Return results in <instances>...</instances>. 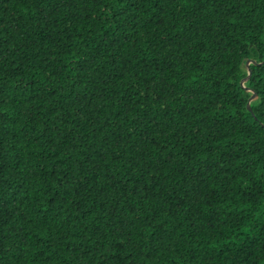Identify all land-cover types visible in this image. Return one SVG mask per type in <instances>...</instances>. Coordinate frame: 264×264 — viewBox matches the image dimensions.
<instances>
[{
  "label": "trees",
  "instance_id": "obj_1",
  "mask_svg": "<svg viewBox=\"0 0 264 264\" xmlns=\"http://www.w3.org/2000/svg\"><path fill=\"white\" fill-rule=\"evenodd\" d=\"M0 264H264V0H0Z\"/></svg>",
  "mask_w": 264,
  "mask_h": 264
},
{
  "label": "water",
  "instance_id": "obj_2",
  "mask_svg": "<svg viewBox=\"0 0 264 264\" xmlns=\"http://www.w3.org/2000/svg\"><path fill=\"white\" fill-rule=\"evenodd\" d=\"M251 63H252L251 61H249V62L247 63V69H248V72H249V77H248V79H247L246 81H248V80L250 79L251 75H252L251 70H250V68H249V66H250ZM253 63H254V62H253ZM256 99H257V95L255 94V95L253 96V98L251 99V102L254 101V100H256ZM249 110H252L250 105H249Z\"/></svg>",
  "mask_w": 264,
  "mask_h": 264
}]
</instances>
